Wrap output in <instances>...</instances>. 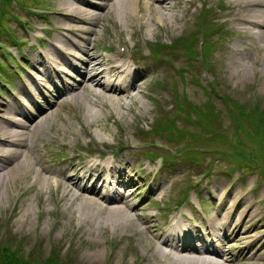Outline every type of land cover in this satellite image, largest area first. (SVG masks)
<instances>
[{"label": "rangeland", "instance_id": "374dc122", "mask_svg": "<svg viewBox=\"0 0 264 264\" xmlns=\"http://www.w3.org/2000/svg\"><path fill=\"white\" fill-rule=\"evenodd\" d=\"M17 1L12 0L10 6L6 8L16 15L11 23V30L18 41L23 40L24 43L18 47L20 52L14 47H1L0 62L5 63V51H9L19 65H22V58L28 53L41 52L44 44L47 47L51 46V41L59 44L56 42L58 40L56 30L59 28V33L63 31L62 15L59 12L66 9L58 3L59 0ZM71 1L79 6V1ZM206 2L213 6L211 12L214 11L206 18H216L215 22L223 23L225 30L223 35L213 36V39L207 38L215 41L214 50L209 57L215 73L214 78L201 64L199 55L190 59L178 48L165 49L159 54L163 58L160 60L157 58L158 54L152 51L156 44L169 43L181 34L193 35L195 32L199 40L203 38L198 33V29L202 27L198 22L203 20L202 14L200 17L197 16L200 10L199 0H192V6L185 0L190 15L185 18V25L177 28L171 35L169 30L161 28L152 30L153 27L150 28L152 25L141 27L136 21L132 22V25H127L116 15L106 14L108 5L91 7L88 4H80L82 7L80 13L85 12L87 18L80 15L85 20L84 23L77 24L82 32L79 34L77 31L76 34L87 37L84 49L89 46L91 52L109 54L113 47L116 48L118 41L124 40L127 47L123 53L124 57L139 60L140 69L150 68V72L143 74L142 80L137 84V89L141 91L135 89L132 97L119 100L128 108L121 107L118 100L108 98L107 94L104 96L107 107L100 109L98 105H94L98 101L88 90L83 94L77 90L68 98L62 97L54 109L43 115V120L47 119L41 130L36 132L34 129L28 131L22 128L21 130L28 133L27 136L30 138L27 146L31 160L37 158L39 162L53 170L52 173L45 175L58 179L62 174L59 172L58 176L57 171L60 167L67 168V172L70 167H74L72 163L67 162L70 159L75 163L87 158L102 157L105 153V156L114 154L115 160H110L116 162L127 174L132 173L133 181L139 183L136 191L127 196L129 207H133L132 216L150 212L162 226L172 215L179 216L182 212L192 223L201 224L202 220L207 222L221 212L224 201L219 197L229 186L231 194L239 196V203L242 201L236 208L234 219L246 209L245 206H248V200H245L247 198L255 202L256 209L264 212V176L261 173L264 170V135L259 134L256 123L253 129L251 121L248 122L236 112V107L252 108L254 103L264 108L262 87L264 78L260 67L262 51L250 50L251 62L247 67L249 70L246 76L232 68L229 58L234 48L245 53L243 45L254 44L255 40L252 37L238 35L235 32L236 27L230 25L228 0ZM216 4L221 7H216ZM33 9L42 13L34 15L30 12ZM76 12L78 13L77 10ZM17 18L26 23L17 21ZM227 27L234 31L226 32ZM68 35L75 44H82L76 35L69 32ZM0 39L8 43L4 36ZM104 47H107L106 50H103ZM123 47L118 46L117 51L123 52ZM64 48L77 52L83 59L86 58L71 46L65 45ZM195 50H199V43L195 45ZM173 54H177V59L179 57L183 59H179L175 63L176 66L169 61L171 64L169 66L165 62V57L170 59ZM52 57L59 59L57 53H53ZM27 58L33 62L31 55ZM60 61L69 73L79 78L61 58ZM30 62L25 69L21 67L19 78L23 77L29 86V76L37 74L43 78L41 80L43 83L50 84L49 78L41 71L38 72L36 66L30 65ZM127 64L130 66L132 62L128 60ZM15 77L14 75L11 77L15 79L13 86L15 93L25 100L26 97L19 94V90L16 89ZM95 91L98 92L100 89ZM78 93L82 94L79 102L73 99ZM7 95H10V92L0 83V103L6 101ZM92 110L96 111L95 116L88 115ZM110 116L117 121H112ZM236 117L238 118L235 119ZM160 120L166 122L159 129L161 132L150 131L154 126L160 127ZM191 120L196 122L195 126ZM241 126L244 128L241 129ZM34 132L36 136L33 135ZM151 153L175 154L176 158L167 162L152 160ZM250 153L251 157H257L258 165L250 162ZM200 156L201 161L198 164L191 162L192 158ZM235 165L243 166L246 174H241ZM33 167L26 181V184H32L31 189L16 196L17 185L15 187V184L10 183L11 195L3 198L0 206V246L8 249L5 245L10 243L12 248L19 250L17 254L23 257L22 264H39L40 262L36 263L37 254L41 255L42 260L49 255L51 260L57 259L59 264H157L156 260H160V257L152 255L150 247L152 243L145 239L141 232L143 225L133 222L131 226L122 225L114 228L108 224L105 213L96 216L86 215L89 219L83 216L75 218L72 211L79 215L82 213L79 210L80 200L73 201L70 206L69 201L60 198L59 190L47 185L48 180L35 182L33 175L38 164H34ZM149 167L152 171L147 173ZM206 169L212 170L207 177L204 176ZM69 172L75 175L77 170L73 168ZM160 183H163L162 187ZM223 184L227 187L221 190ZM214 188L219 193L211 199L209 193H212ZM242 194H245V199L242 198ZM184 195H187V199L179 205ZM229 204L227 209L225 207L221 212L225 217L231 210L228 209ZM193 217H198V220ZM260 222H264V218ZM233 240L234 238L226 240L232 251H241L243 245H239L235 240L231 243ZM162 248L169 251L167 246ZM209 256L216 259L213 255ZM218 260L223 262V259ZM223 263L239 264L231 261ZM243 264H264V257Z\"/></svg>", "mask_w": 264, "mask_h": 264}, {"label": "bare ground", "instance_id": "6f19581e", "mask_svg": "<svg viewBox=\"0 0 264 264\" xmlns=\"http://www.w3.org/2000/svg\"><path fill=\"white\" fill-rule=\"evenodd\" d=\"M77 1L80 2H78L79 6L71 0L58 1V3L66 9L64 12H59V14L62 15L61 30H63L60 33L59 29L56 30L58 34V40L56 42L59 44L54 42L50 43V47L46 46L44 55H41L39 62L43 66L49 67L48 69L53 70L54 66L50 64L53 53L56 54L58 52V55L64 54L65 45L79 50L86 58L80 66L82 68V77L79 79L80 82L76 85L74 84L72 88L76 89L85 84L82 94L88 90L98 101V103L94 105H98L100 109L107 107V103L104 101L106 99L104 96H107V94H109L108 98L118 100L121 107L128 108L124 102H120L119 100H123L125 97H132L133 91H135V89L138 90L137 84L142 80L140 79L141 76L149 73L150 68L147 69L144 67L142 69L131 70L128 64L119 61L123 53L115 49L108 55H104L101 52H91L89 46L84 49V43H86L87 37L76 34L77 31H79V34L82 32L77 27V24L84 23V18H87L85 12L82 14L80 13L82 9L80 4H88L91 7L108 5L106 7V14L112 13L116 15L127 25H132V22L136 21L141 27L152 25L150 27H153L152 30H158L159 28L169 30L170 35L177 28L185 25V18L189 13L187 6H182L183 0H104L103 3L93 0ZM228 1V5L230 6L228 12L231 16L230 25L236 27L235 30L240 35L252 37L255 40L254 44L250 45L249 43L243 45V51L245 53L239 52L234 48L229 58L230 66L236 71H241L242 76H246L249 70L247 67L251 62L250 50L256 49L257 51L259 49L262 51L260 67L264 78V0ZM80 15H83L84 18ZM68 32L71 35H76V37L82 41V44H75L68 35ZM121 32L120 30L119 33ZM119 45L124 46V51L126 50L127 47L124 40L118 41L116 46ZM115 62L119 63L115 65ZM132 63L133 65H137L135 60H133ZM102 73L111 76L123 74V76L116 77L118 78L116 83H113L111 80L104 83L102 81ZM38 79L42 78L37 75L36 77H31V81L33 82L32 85L37 83L39 81ZM114 79L115 78H112V80ZM57 82L58 85L56 88L54 87V89H48L51 85L43 83V87H47L46 93H43L44 89H42L43 94H36L33 100L30 99L23 102L19 100L21 98H18L17 95H7L6 101L0 103V206L3 198L11 195L10 183L15 184V187L17 185L18 191L16 196L31 189L32 184L28 185L26 181L30 176L32 168L34 169V164H38L36 173L33 175L35 182H44V179L45 181L48 180L47 185L51 186L53 189L56 188L59 190L61 193L60 198L62 197L64 201H69L70 206L73 201L80 200L81 206H79V210L82 213L79 215L72 211V216L75 218L83 216L89 219V216L86 215L96 216L105 213L108 224L112 225L114 228L122 225L131 226L133 222H138L143 225L141 228V232L144 235L143 237L154 245L153 247L150 244L152 255L160 257V260H156L157 264H225L217 259H212V257L209 256L211 253L207 252H212L217 257L220 256L226 261L238 262L239 264L264 257V251H261L264 249V222H260V220L264 218V212L259 208L256 209L255 202L248 198L245 199V194H242V198L248 200V206H245L246 209L239 213L237 218L234 219L237 212L236 208L239 207L242 201L239 203V196L231 194V187L226 190L223 195H220L222 201H224L221 212L223 208L226 207L225 209H227L229 202H232V204L228 206V209L231 210L226 217L222 215L221 212L216 214L209 219L206 224L201 223V225L205 227L203 229H201L200 226H195L196 224L187 226L182 221H179L178 217L171 218V220H168L169 222L162 227L157 223L153 213L141 212L138 215L133 214L132 216L131 210L133 207H129L125 199L128 192L126 195L122 194L120 185L118 184L114 187L112 186V194H106V192L98 194L96 188L80 186L77 184L76 179H72L69 175L60 174L61 176L58 179H53L51 176L45 175L47 173H52L53 170L39 162L37 158L31 160L27 146V141L30 138L27 136L28 133L21 130L22 128H28L29 125L22 122V118L25 115H22V113L19 114V112H27L28 115L34 113L32 118H35V116H38L37 114L43 110L34 107L37 105L38 101H41V95L50 97L56 91L60 93L64 89L63 95L69 92V80L61 79ZM262 87L264 89V80ZM96 89L97 91L100 89V91L96 92ZM28 90L29 88H24L25 92H28ZM81 95L78 93L74 95L73 99L79 102ZM51 100L54 101L53 96ZM45 108H48V106L45 105ZM95 112L92 110L88 115L95 116ZM46 119L47 118L39 123L37 122L33 127L34 131L38 132L41 130ZM110 119L115 121L112 116H110ZM36 132L33 133L34 136H36ZM82 164L81 168H86L89 174L95 173L96 178L100 177L105 169L111 171L106 175V178L112 175L119 179L123 178L122 171L116 169V166L110 163V161L89 160ZM110 166L112 167L109 168ZM57 172L59 176V171ZM147 172H149V170H147ZM138 185L139 183L137 181L134 182L133 179L129 177L128 182L124 184V190H129V195H131L136 191ZM224 187L225 184H223L220 189L223 190ZM218 193L214 188L211 197H215ZM73 213L75 214L73 215ZM180 217L188 220L182 212H180ZM253 231L256 232L250 234ZM233 238L239 245H243V248L241 251L231 254L232 248L226 240H231ZM234 240L230 242L232 243ZM162 246L169 247V251H171V249L174 250L173 253L170 254L169 251L164 250ZM187 252H192L193 254H188ZM198 252H200V254ZM255 255L257 256L255 257ZM165 256L168 258L164 259Z\"/></svg>", "mask_w": 264, "mask_h": 264}, {"label": "trees", "instance_id": "16d2710c", "mask_svg": "<svg viewBox=\"0 0 264 264\" xmlns=\"http://www.w3.org/2000/svg\"><path fill=\"white\" fill-rule=\"evenodd\" d=\"M209 49H210V46H206V50H209ZM254 107H256V105H254ZM254 107L251 109H247V112L244 108H242L240 109V112H245L244 114H242V116L246 119L256 118L259 116L258 118L262 120L261 123L264 125V119L260 117L262 115L261 111L258 109H254ZM238 110L239 109H237V111ZM203 115L205 116V113H203ZM211 118H213V116H211ZM260 127L264 129L262 125H260ZM153 131L159 132V129L154 128ZM5 246H7L8 249L4 246H0V264H22L23 261H21L19 254H16V251L18 252L19 250L13 251L11 247L12 245L10 243ZM55 261L56 259H52L51 261H47L46 264H52V263H55Z\"/></svg>", "mask_w": 264, "mask_h": 264}]
</instances>
